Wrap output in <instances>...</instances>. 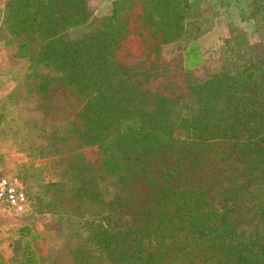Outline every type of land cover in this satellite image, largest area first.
<instances>
[{
  "label": "trees",
  "instance_id": "obj_1",
  "mask_svg": "<svg viewBox=\"0 0 264 264\" xmlns=\"http://www.w3.org/2000/svg\"><path fill=\"white\" fill-rule=\"evenodd\" d=\"M100 1L0 0V39L25 64L5 102L23 129L35 119L38 154L58 172L48 201L26 209L11 262L264 264V0L231 2L258 41L223 39L216 68L198 40L219 13L203 0H113L97 17ZM42 214L59 218L37 257L30 223ZM63 216L84 218L82 230Z\"/></svg>",
  "mask_w": 264,
  "mask_h": 264
},
{
  "label": "rangeland",
  "instance_id": "obj_2",
  "mask_svg": "<svg viewBox=\"0 0 264 264\" xmlns=\"http://www.w3.org/2000/svg\"><path fill=\"white\" fill-rule=\"evenodd\" d=\"M195 1V0H194ZM235 0H203L201 2V6H205L207 8L214 7L217 12L219 13L218 18L215 21L214 27L220 28L218 33L220 38L222 39V42L217 40L215 37L214 39L216 41L215 47L217 48V52L220 51V49L223 46V39H232L239 31L244 30V28H248V25H241V22L239 21L238 14L240 5L237 3H234L231 5V2ZM112 2L113 0H102L99 2L95 15L97 17H102L105 15L110 14L112 9ZM222 4L224 9L220 7L219 5ZM218 8V9H217ZM252 24L253 21H252ZM254 27V25H253ZM255 28V27H254ZM212 30V29H211ZM210 30V31H211ZM210 31L206 32L204 35L208 34ZM203 35V36H204ZM211 37L206 40L209 41ZM200 45V44H199ZM200 48L202 50L203 55L205 56V60L209 64H212L213 67H218L220 62L219 57H213V54L211 53L212 50H214L213 46L207 47L204 42H201ZM216 51V50H215ZM10 48H6L4 46V43L0 39V72L6 71L9 68L13 69V74L11 75V78L13 80V84L10 89L4 90L3 92H0V96H8L9 93L12 91L14 92L15 86L17 81L15 80V77L18 73L23 72L25 68V64L23 63H13L9 60L10 56ZM179 52V46L177 43H168L163 45L162 47V53L165 58H171L176 55V53ZM220 55V52H219ZM16 96V95H13ZM15 121L17 122L15 126L18 128L19 126V135H22L26 139V143L29 144L28 151H31L30 148H34L36 151L35 156H32L28 159L27 162H21L17 165L16 168V177H18L19 181L23 184L25 187L29 204H34L37 202L38 197L43 198L46 202L48 201L49 194H45L46 188L43 187V184L51 179L57 178L58 172L54 171L52 166L50 165V158H44L38 153L41 151L45 145L41 142V138L39 135L38 130L34 129L35 126V119L30 118L27 119L28 121V129H23V127L20 125V122L15 118ZM84 155L89 160H96L100 158V151L97 146H90L84 148ZM1 163V162H0ZM3 167L2 164H0V168ZM100 186L102 188L103 195L106 200H110L113 197V189L112 184L110 181V178L104 177L100 180ZM59 216L57 215H40L38 218L35 217L36 221L38 223L46 222L48 226L55 224L56 220H58ZM85 218H91V217H85ZM30 221V220H28ZM84 218H77V217H62L59 219L57 223H59L62 228L65 230H82ZM46 241L44 240L43 243L35 244V250L38 254H40V257H46L47 256V245ZM33 247V248H34ZM43 264H49L48 261H45Z\"/></svg>",
  "mask_w": 264,
  "mask_h": 264
},
{
  "label": "crops",
  "instance_id": "obj_3",
  "mask_svg": "<svg viewBox=\"0 0 264 264\" xmlns=\"http://www.w3.org/2000/svg\"><path fill=\"white\" fill-rule=\"evenodd\" d=\"M239 21L243 26L248 25V28H244L248 40L251 43L257 42L258 36L253 27L254 24H252V20L241 21L239 19ZM219 29L220 28L217 26L214 27L208 34L200 37L198 40L200 45L201 42H204L207 47L213 46L214 50L211 51L213 57H218L220 52H217V48L215 47L217 40L222 42L218 33ZM210 37L211 39L206 43V40ZM215 37L217 40L214 39ZM11 75L12 74L9 73H0V92L10 89L9 87L13 84ZM5 101L6 96H0V161H2L3 170L11 177L16 178L19 181L15 174L16 168L19 163L28 161L29 144L26 143L24 136L19 135L15 131V124L17 123L15 118L17 119V114L14 105L8 104ZM31 216L32 213L30 211L25 213L23 212L18 215L6 213L0 216V257L2 258L3 264H14L11 262V258L14 257L11 243L17 238L16 230L20 226H23L31 218ZM39 216L40 215H35L37 218ZM30 225L35 231L40 232L39 236L32 241L34 254L39 257L40 254L36 252L34 245L43 243L48 237L44 234L46 230V222L38 223L36 219L33 220L32 218ZM47 244L48 241H46V245Z\"/></svg>",
  "mask_w": 264,
  "mask_h": 264
},
{
  "label": "built area",
  "instance_id": "obj_4",
  "mask_svg": "<svg viewBox=\"0 0 264 264\" xmlns=\"http://www.w3.org/2000/svg\"><path fill=\"white\" fill-rule=\"evenodd\" d=\"M28 206L29 199L23 184L0 169V216L21 214Z\"/></svg>",
  "mask_w": 264,
  "mask_h": 264
}]
</instances>
